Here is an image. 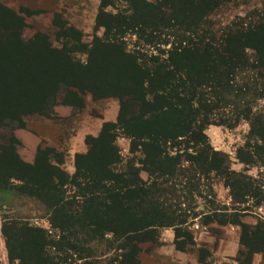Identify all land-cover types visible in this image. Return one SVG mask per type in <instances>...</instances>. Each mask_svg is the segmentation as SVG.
Returning <instances> with one entry per match:
<instances>
[{
    "label": "trees",
    "instance_id": "1",
    "mask_svg": "<svg viewBox=\"0 0 264 264\" xmlns=\"http://www.w3.org/2000/svg\"><path fill=\"white\" fill-rule=\"evenodd\" d=\"M99 1L95 28L103 37L85 44L83 34L57 16V48L42 33L26 40L22 14L32 13L0 0V129H24L27 117L49 118L58 105L80 111L88 95L119 102L116 122L85 138L87 152L75 155L72 175L52 147L39 145L28 163L13 133L0 144L8 264H69L94 257L92 244L105 242L119 252L110 264H141L142 245L156 244L163 229L174 231L177 251L195 246L192 214L203 227L240 228L237 263L264 259L263 219L243 222L264 206L262 176L248 174L264 168V0L262 9L219 31L211 15L233 0H122L125 8L116 12V0ZM131 35L158 53L129 49ZM240 122L249 132L236 151L244 166L237 172L205 132ZM119 137L130 141L127 159ZM211 175L223 182L231 204L207 202L209 211L200 215L191 200ZM17 197L37 201L51 229L10 216L3 205Z\"/></svg>",
    "mask_w": 264,
    "mask_h": 264
},
{
    "label": "rangeland",
    "instance_id": "2",
    "mask_svg": "<svg viewBox=\"0 0 264 264\" xmlns=\"http://www.w3.org/2000/svg\"><path fill=\"white\" fill-rule=\"evenodd\" d=\"M5 3L16 12L28 10L32 13V15L22 14L27 24L24 31L26 40H30L38 33H42L48 37L53 47L60 48L61 43L58 42L56 37L57 28L54 26L57 16H60V19L69 26L81 32L85 44H91L95 36L103 37V30L98 31L95 28L96 17L100 8L99 0H5ZM124 6L125 4L122 0H116L115 9L111 10L116 12L124 9ZM262 8L260 0H233L216 13H213L210 20L216 24L214 30L219 31L232 23H236L239 18H245L251 12ZM126 40L131 50L137 48L144 49L148 54L158 53L156 47L146 46L136 36H128ZM162 48L164 49L165 47ZM166 48L168 49L170 46ZM248 55L253 58L254 53L249 51ZM76 59L86 62L87 57L85 55H77ZM259 104L260 108H264V102ZM118 111V100L105 99L96 102L88 95L85 108L80 111L68 106L58 105L54 108V112L49 118L41 116L27 117L24 129L16 128L12 132L10 128H1L0 144L4 143L13 133L21 144L18 147V152L21 158L28 163L34 162L39 145L52 147L63 155V164L61 166L72 175L75 172L74 158L76 153L83 154L87 152L85 138L92 136V133H88V131L96 130V123L117 119L114 114L117 112L118 116ZM248 132L249 125L245 122H240L238 126L232 129L225 126H210L205 134L215 151L221 152L230 158L232 170L241 172L244 170V166L236 160V151L245 144ZM116 144L123 158H129L130 141L119 137ZM84 148L85 150L82 151ZM53 162L55 163L54 160ZM185 166L187 167L188 163H185ZM248 174L255 178L262 176L261 178L264 182V168L249 169ZM141 176L147 179L145 173H142ZM211 189H213L214 193ZM199 194L195 195L191 202H196L198 207L196 212L200 215L209 211L210 206L207 202H219L222 207L223 205L230 206L231 204L228 190L224 188L223 182L216 179L214 175H211L208 180L202 179ZM8 202L3 205V209L9 211L10 216L21 218L34 226L47 230L51 229L47 212L37 201L25 197H17ZM2 214L3 212L0 211V264H8L5 241L1 233ZM192 216L188 222L189 228L194 235L195 246H189L185 252L177 251L173 245L174 243H171L173 241H170L172 237L174 238V231L163 229L159 231L160 236L158 235L156 244L142 245L143 250L139 257L140 263L239 264L235 261L239 253L234 258H224L221 252L219 253V250L223 244L227 250H233L237 246L240 228L235 226L222 227L216 224L203 227L200 225L202 219L192 220ZM261 218L264 221V206L260 209H255L253 213L247 215L246 223L254 226L257 224L258 219ZM92 248L96 251L93 255L94 257L81 261L75 258L69 264H110L119 255V252L109 250L107 242L93 243ZM257 258L259 261L252 264H264L262 255H257ZM200 259H203L202 263H200Z\"/></svg>",
    "mask_w": 264,
    "mask_h": 264
},
{
    "label": "crops",
    "instance_id": "3",
    "mask_svg": "<svg viewBox=\"0 0 264 264\" xmlns=\"http://www.w3.org/2000/svg\"><path fill=\"white\" fill-rule=\"evenodd\" d=\"M114 116L115 117H117V112H115V114H114ZM116 121V119H109V121H107V122H115ZM106 121H103L102 123H96V130H94V131H91V130H89L88 131V133H92L91 135L92 136H94V137H96V136H98L99 134H100V132H101V129H102V126H103V124L105 123ZM88 135H90V134H88ZM85 150V148L82 150V151H84ZM81 151V152H82ZM79 153V152H78ZM77 154V153H76ZM246 218H244L243 219V222H245L246 223ZM228 227V226H227ZM231 228V227H230ZM229 229V228H228ZM232 229H234V228H232ZM239 240H240V236H239ZM170 241H173L174 242V238L172 237V240L170 239ZM173 242H171V243H173ZM174 245V244H173ZM175 247V246H174ZM241 245H240V242L239 243H237V246L233 249V250H230V249H226V247L224 246V244L221 246V248H220V250H219V253L221 252V254L224 256V258H234V257H236V255H238V253L240 252V250H241ZM259 261V259L257 258V255L256 256H254V258H253V262L254 263H256V262H258Z\"/></svg>",
    "mask_w": 264,
    "mask_h": 264
}]
</instances>
